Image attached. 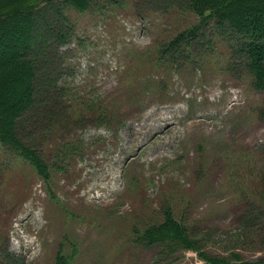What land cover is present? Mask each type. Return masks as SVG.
<instances>
[{
	"label": "rangeland",
	"instance_id": "obj_1",
	"mask_svg": "<svg viewBox=\"0 0 264 264\" xmlns=\"http://www.w3.org/2000/svg\"><path fill=\"white\" fill-rule=\"evenodd\" d=\"M54 8L72 28L59 49L63 110L26 116L50 176L0 141V264L264 257V90L229 38L211 20L169 48L200 23L180 0ZM55 9L39 15L37 33L61 25ZM168 218L194 249L147 243Z\"/></svg>",
	"mask_w": 264,
	"mask_h": 264
},
{
	"label": "trees",
	"instance_id": "obj_2",
	"mask_svg": "<svg viewBox=\"0 0 264 264\" xmlns=\"http://www.w3.org/2000/svg\"><path fill=\"white\" fill-rule=\"evenodd\" d=\"M62 1L81 10L91 4V0H0V141L29 159L45 179L49 178L51 167L27 137L30 133L26 130V116L35 108L33 121L39 123L63 110V91L58 85L63 67L59 49L69 41L72 28L61 16V9L54 8ZM180 1L200 17V23L180 32L169 48L198 37L200 28L213 20L217 31L229 38L232 57L246 60L254 86L264 90V0ZM52 8L61 16V25L53 27L44 22V31L37 33L39 15ZM38 34L44 38L39 42L34 39ZM50 96L57 98L54 103ZM250 215L257 216L258 212L251 211ZM144 237L148 244L162 242L169 247L194 249L197 244L172 218L150 228ZM207 259L213 264H264V257L238 261L225 257ZM55 264H68V257L59 254Z\"/></svg>",
	"mask_w": 264,
	"mask_h": 264
}]
</instances>
